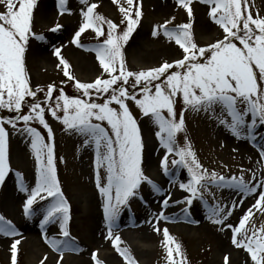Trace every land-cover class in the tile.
<instances>
[{
	"label": "snow or ice",
	"instance_id": "obj_1",
	"mask_svg": "<svg viewBox=\"0 0 264 264\" xmlns=\"http://www.w3.org/2000/svg\"><path fill=\"white\" fill-rule=\"evenodd\" d=\"M78 2L84 6L80 12L82 23L70 43L84 48L80 38L88 29L97 39L104 37L102 42L84 50L95 53L108 78L98 75L93 82H81L72 74L62 48L57 46L53 49V55L59 61L57 67L62 66L63 75L68 81H74V88L81 95L70 97L60 88L53 98L57 91L55 85L46 86V90L41 86L33 88L26 71L25 54L30 39L45 40L43 35L33 31L39 0H0V5L5 8V12L0 13V111L15 114L0 117V187L5 186L6 179L14 171L9 157L8 126L13 134L29 138L35 160L34 185L27 183L21 172H14L16 190L25 196L22 204L25 219H38L44 243L59 255L60 260L65 254L81 251L78 240L70 231L71 205L58 179L55 134L46 119V115H50L63 125L64 132L82 141L80 147L94 152L95 186L103 199L105 239L111 241L125 264H136L129 248L122 246L124 242L118 234L121 213L130 207L133 198L143 199V184H147L154 194H162L163 188L145 174V140L129 108L128 101H132L157 129L154 134L164 152L159 169L172 185H178L186 194L174 201L177 205H186L175 216L165 214L171 196L162 200L155 223L148 221L153 230L160 233L157 226L160 221L176 223L180 222L181 216L184 223H198L192 218L190 209L194 201H199L213 225L221 226L220 231L232 230L231 244L243 249L250 256L251 264H264V226L246 227L254 214L253 209L264 213V178H257L253 173V183L246 181L243 175L226 177L215 171L209 172L199 162L188 141L185 123L186 111L203 112L237 140L253 143L259 150L260 159L264 160V144L255 143L258 129L264 126V17L257 15L254 18L247 10V0H199L200 4L209 7L208 16L222 29V38L207 46H198L191 22L169 27L172 21H165L154 27L151 35L157 37L162 32L163 37L174 41L182 50V58L133 71L126 65L123 49L141 23L139 3L125 0V7L120 0H112L119 6L120 24L125 25L121 30L120 25L96 11L97 3ZM176 3L186 10L191 20L193 0H176ZM56 6L61 16L71 15L68 0H57ZM62 27L56 23L49 31L56 33ZM177 97L183 104L179 113ZM24 108L28 109L26 114ZM37 124L46 131L47 140L34 126ZM180 134H185L183 145L178 140ZM170 156L173 157L171 167ZM176 170H184L186 178L178 180ZM212 187L254 197L255 203L233 226L227 221L233 215L236 203L233 202L232 208L218 202L209 204L205 196ZM50 226H58V234L49 235ZM0 235L15 238L21 233L12 221L0 214ZM162 235L167 264H187L182 245L170 235L167 227L163 228ZM20 244V239H14L10 245L11 264H17ZM46 259L47 256L40 264ZM91 260L94 264H105L95 251L91 253ZM224 264H232L228 255L224 256Z\"/></svg>",
	"mask_w": 264,
	"mask_h": 264
},
{
	"label": "rangeland",
	"instance_id": "obj_2",
	"mask_svg": "<svg viewBox=\"0 0 264 264\" xmlns=\"http://www.w3.org/2000/svg\"><path fill=\"white\" fill-rule=\"evenodd\" d=\"M56 3L57 0H39V7L35 11L33 31L37 35H43L45 40L30 39L25 54L26 71L33 88L41 86L46 90V86L54 84L57 89L54 94L63 88L67 95L74 97L81 93L74 88V81H68L63 75L62 66L57 67L59 61L53 55V49L57 46L62 48V55L71 65V72L78 80L93 82L98 75L101 78L108 77L99 66L95 53L85 51L84 48L94 47L102 42L104 37L97 39L96 34L88 29L80 38L84 48H77L71 44L70 41L75 31L82 23L80 12L84 6L79 4L78 0H68L71 15L65 13L61 16ZM90 3H97L96 11L106 19H111L120 25V29L123 30L125 25L120 24L122 16L117 4H113L112 0H90ZM134 3H139L142 19L123 49L129 70H146L160 66L163 62H172L177 58H182V50L175 45L174 41H168L163 37L162 32L157 37L151 35L154 27L165 21H172L169 27L191 22L193 38L198 46H207L218 38H222V29L215 25L208 16L209 7L200 4L199 0H193L191 20L186 10L181 8L176 0H134ZM120 4L127 7L125 0H120ZM247 5L248 12L254 18L257 15L264 17V0H247ZM4 12V6L0 5V13ZM173 17H175L174 20ZM56 23L63 27L60 31L52 33L49 29ZM104 30L107 31L106 25ZM237 44L240 46L238 42ZM39 95L43 100V93ZM177 100L176 109L179 113L183 104L179 97ZM128 104L139 123L145 140L143 165L145 174L163 188V193L154 194L147 184L141 186L143 199L133 198L130 201V207L123 210L119 219L118 234L124 242L122 246L129 248L136 264H167L166 252L162 243V230L167 227L170 235L175 236L177 241L183 245L187 264H224L225 255L229 256L232 264H245V262L251 264L250 256L243 249H237L231 244L232 230L225 228L224 231H220L221 226L213 225L199 201H194L190 209L192 218L198 223H184L181 216L180 222L176 223L160 221L157 225L161 229L160 233L153 230L148 221L155 223V215L161 210L162 200L171 196L169 208L165 210V214L175 216L186 205H177L174 201L182 199L186 194L179 190L178 185H172L169 178L165 177L158 167L164 152L159 148L154 134L157 129L153 128L147 117L142 116L134 102L128 101ZM23 111L26 114L28 109L24 108ZM14 115L7 110L0 111V117ZM46 119L55 134L58 179L71 205L70 231L72 236L78 240L81 251L78 254H65L60 260L59 255L44 243L38 219L33 221L25 219L22 213L25 196L16 190L14 172H21L25 181L34 185L35 160L31 154L29 138L13 134L11 128L6 126L10 133V164L14 171L6 179L5 186L0 187V214L16 225L21 236L6 238L0 235V264H11L10 245L14 239L21 240V244L18 245L17 264H40L45 256L47 259L44 260V264H56L57 260L60 264H94L91 260V253L94 251L104 260L105 264H125L123 258L112 247L111 241L105 239L107 230L103 221V199L95 186L94 152L80 147L82 141L75 135L64 132L63 125L53 120L50 115H46ZM185 123L188 141L199 162L209 172L215 171L226 177L243 175L246 181L253 183H255L253 173H256L257 178H264V167H262L264 160L260 159L259 150L253 146V143L237 140L222 126H218L216 120L209 119L203 112L186 111ZM34 126L47 140L46 131L38 124ZM184 139L185 134L178 136L181 145ZM255 143L264 144V126L258 129ZM234 149L236 151H233ZM171 159L173 157L170 156L169 163ZM176 175L178 180L186 178L184 170H176ZM205 198L209 204L218 202L221 206L227 205L229 208H232L235 202L233 215L227 221L233 226L238 224L240 217L255 203L254 197H244L233 190H217L214 187L209 189ZM36 207L39 208L40 205ZM253 213L246 227L264 226V213L256 209H253ZM48 234H58V226H50ZM129 239L140 243L143 249L138 250L136 246H131Z\"/></svg>",
	"mask_w": 264,
	"mask_h": 264
},
{
	"label": "bare ground",
	"instance_id": "obj_3",
	"mask_svg": "<svg viewBox=\"0 0 264 264\" xmlns=\"http://www.w3.org/2000/svg\"><path fill=\"white\" fill-rule=\"evenodd\" d=\"M138 66L141 67V65H139V64H138ZM129 241H130L131 246H132V245H133V246H136V248H137L138 250L143 249L142 245H140V243H137L134 239H129ZM143 246H144V245H143Z\"/></svg>",
	"mask_w": 264,
	"mask_h": 264
},
{
	"label": "trees",
	"instance_id": "obj_4",
	"mask_svg": "<svg viewBox=\"0 0 264 264\" xmlns=\"http://www.w3.org/2000/svg\"><path fill=\"white\" fill-rule=\"evenodd\" d=\"M54 95V97L53 98H55V96L56 95H58V93H55V94H53ZM68 96H70V95H68ZM76 96H79V95H75L74 97H76ZM29 100L31 99V98H28ZM180 242V241H179ZM185 242V241H184ZM181 244V243H180ZM183 246V245H182ZM184 251V250H183ZM184 256H185V259L187 260V256L185 255V252H184ZM166 264V263H165Z\"/></svg>",
	"mask_w": 264,
	"mask_h": 264
}]
</instances>
